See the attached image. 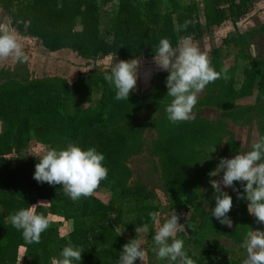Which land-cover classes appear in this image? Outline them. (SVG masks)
<instances>
[{"label": "trees", "instance_id": "16d2710c", "mask_svg": "<svg viewBox=\"0 0 264 264\" xmlns=\"http://www.w3.org/2000/svg\"><path fill=\"white\" fill-rule=\"evenodd\" d=\"M113 1L0 0V7L13 28L22 36L39 40L48 52L71 51L85 60L110 56L129 60L153 59L162 38L170 39L176 46L183 37L199 41L227 22L236 25L247 17L252 4V0H205L201 10L197 3L186 5L185 0H118L103 32L104 9ZM185 21H192L186 30L182 27ZM226 44L230 46L228 41ZM167 75L168 72L162 73L157 78L156 98L170 102L171 97L166 96ZM104 77H95L91 86L84 82L72 86L58 79L7 82L0 86V264H21L22 254L23 264H51V259L57 258V250L68 245L60 238L64 222L73 223L71 244L84 250L81 264H118L126 243L118 228L134 231L147 223L153 230L149 213L159 212L155 194L140 183H130L132 173L128 166L139 147L129 124L143 102L133 94L129 101L116 100L114 86ZM263 89L264 76L251 72L240 90H230L227 97H250ZM94 90L100 93L96 102ZM83 91L78 105L70 106L73 96ZM213 125L205 120L191 122L156 142L153 148L171 210L196 211L187 224L190 240L195 244L209 243L210 231L217 222L211 216L215 201L209 210L198 204L201 189L211 179L208 173L220 161L205 152L213 143L220 149V139L215 135L218 131ZM32 141L49 148H62L73 142L102 152L108 177L98 188L110 193L108 201L95 194L73 201L62 185L38 183L33 179L37 158L23 157ZM232 146L228 142L225 148L231 152ZM235 187L243 192L239 182ZM230 195L233 208L228 215L231 219L238 217L237 228L243 237L249 230L264 229V224H257L249 215L247 201ZM38 202H46L47 206H38L37 212L58 222L50 221L39 243L28 244L8 217ZM209 248L224 253L215 241L210 242ZM187 254L196 264H211L206 262V256L212 255L210 250L202 248L197 256Z\"/></svg>", "mask_w": 264, "mask_h": 264}, {"label": "rangeland", "instance_id": "374dc122", "mask_svg": "<svg viewBox=\"0 0 264 264\" xmlns=\"http://www.w3.org/2000/svg\"><path fill=\"white\" fill-rule=\"evenodd\" d=\"M205 0H185L186 5L197 3L203 9ZM118 5V0L104 9L103 32L109 25L111 11ZM0 24L7 25L14 30L22 45V51L27 56V60H0V86L7 82L28 83L43 79L63 80L69 85L84 82L91 86L92 81L97 76L105 75L108 68L105 65L113 64L117 59L114 56L99 58L96 60H85L71 51H60L56 53L48 52L39 40L22 36L12 27V21L5 11L0 7ZM201 50L207 51L212 65L217 71L226 67L228 69V79L224 78L210 83L200 94L199 101L194 108L195 119L185 122L172 123L167 118L166 107L170 102L157 99L158 88L156 81L160 74L167 71L160 70L153 59H142V64L138 71V83L132 94L143 102L140 112L133 116L130 128L138 138V149L133 152L128 166L131 170V184L140 183L146 186L155 194V205L161 214V223L164 217H170L175 211L171 210L170 199L165 191L164 179L159 165V160L154 156L153 148L156 142L173 132L186 126L191 122L205 120L214 124L218 131L215 133L220 145L213 143L205 148L209 158L220 160L221 158H233L237 153L250 150L254 139L264 136V89L250 97L228 98L227 93L234 89L240 90L248 75L251 72L259 76H264V0H252L249 13L245 19L234 25L231 22L225 23L220 28H215L209 32L202 40L195 41ZM230 43L228 47L226 42ZM84 91L73 96L72 107L78 105ZM100 93L94 90V101L99 99ZM73 108L70 109L73 110ZM3 131L0 121V134ZM231 142V152L226 150L225 145ZM49 147L32 141L29 149L23 153V157L36 158L33 154ZM12 158V157H11ZM222 175V174H221ZM220 177H211L219 179ZM229 194L237 196L232 188H225ZM214 189L210 181L201 189L198 204L205 210H209L214 199ZM105 202L110 198V193L97 188L94 193ZM47 206L46 203H44ZM180 222L185 224L186 232L178 233V238L183 239L185 251L197 256L202 248L210 250L211 257L206 256V262L211 264H243L246 258V250L242 247L243 233L238 227V217L232 218L233 226L229 228L221 224L218 220L213 224L208 242L205 244H195L190 240L187 224L196 216L195 209H184L180 212ZM252 216V215H251ZM255 220L256 218L252 216ZM50 221H54L51 219ZM54 222H58L55 220ZM152 231L141 232L139 237L142 240V247L146 250L147 256L145 264H169L167 260H160L152 251L154 247L151 234H155L153 225ZM73 231V223L64 222L60 228V238L67 243H71L70 234ZM127 242L136 238V231H128L123 228L117 229ZM233 232V233H232ZM215 241L224 250L209 248L210 242ZM62 250H57V258H60ZM192 255V256H193ZM23 264L24 255H21ZM26 260V259H25ZM26 262H29L26 260ZM205 262V263H206ZM136 264H143L140 260Z\"/></svg>", "mask_w": 264, "mask_h": 264}, {"label": "clouds", "instance_id": "9594fccd", "mask_svg": "<svg viewBox=\"0 0 264 264\" xmlns=\"http://www.w3.org/2000/svg\"><path fill=\"white\" fill-rule=\"evenodd\" d=\"M191 23L185 21L183 29L186 30ZM9 58L27 60L14 30L0 24V60ZM153 62L160 70L168 72L166 96L171 97V101L166 107V113L172 123L195 119L193 110L200 94L210 83L221 78L228 79V69L224 67L217 71L208 52L201 50L191 37L181 38L176 46H173L170 39L162 38L153 55ZM141 64L142 58L133 57L105 65L109 71L104 78L109 85L114 86L116 100L129 101L137 87ZM33 155L38 160L33 179L41 184L62 185L65 194L73 201L90 197L108 177L105 155L95 147L84 149L69 142L66 147L48 148ZM208 175L220 177L210 179L215 199L211 216L229 228L233 226L228 215L233 208V197L224 190L232 188L237 193V199L247 201V211L256 218V223L264 224V136L254 139L250 150L239 152L233 158H221L217 167ZM236 182L243 187V192L235 187ZM44 203L32 204L8 217L12 226L22 231V237L28 244L39 243L42 233L49 228L48 216L37 212V207ZM149 216L155 227L152 251L157 258L167 260L169 264H196L185 251L184 240L177 235L186 232L185 224L180 222V214L175 212L170 217H164L162 223L159 212H151ZM135 231L136 238L122 246L118 264H136L137 260L145 264L147 253L138 237L141 232H149V224L137 226ZM242 247L246 250L243 264H264V229L249 230ZM83 253L82 247L69 243L62 249L60 258L51 259V264H81Z\"/></svg>", "mask_w": 264, "mask_h": 264}]
</instances>
